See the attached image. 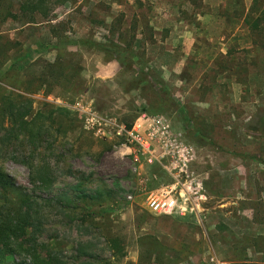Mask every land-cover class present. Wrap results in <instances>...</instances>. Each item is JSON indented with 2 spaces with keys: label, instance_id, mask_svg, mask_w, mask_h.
Returning a JSON list of instances; mask_svg holds the SVG:
<instances>
[{
  "label": "rangeland",
  "instance_id": "obj_1",
  "mask_svg": "<svg viewBox=\"0 0 264 264\" xmlns=\"http://www.w3.org/2000/svg\"><path fill=\"white\" fill-rule=\"evenodd\" d=\"M31 1L0 0V101L22 95L48 132L34 151L0 123V168L36 202L37 252L65 264H264V0H39L41 14L21 9ZM80 104L125 124L161 116L181 131L203 180L198 210L148 211L146 191L170 178L156 167L146 184L131 175L84 128ZM78 184L115 196L59 213L54 202Z\"/></svg>",
  "mask_w": 264,
  "mask_h": 264
},
{
  "label": "built area",
  "instance_id": "obj_2",
  "mask_svg": "<svg viewBox=\"0 0 264 264\" xmlns=\"http://www.w3.org/2000/svg\"><path fill=\"white\" fill-rule=\"evenodd\" d=\"M76 111L87 131L108 141L117 158L127 161L131 175L146 184L149 178L144 170L156 167L170 178L169 184L146 191L144 205L148 211L185 217L198 210L206 196L202 178L192 169L195 153L183 133L166 118L142 113L128 125L102 116L91 105L80 104ZM134 190L125 193L124 199L132 201Z\"/></svg>",
  "mask_w": 264,
  "mask_h": 264
},
{
  "label": "trees",
  "instance_id": "obj_3",
  "mask_svg": "<svg viewBox=\"0 0 264 264\" xmlns=\"http://www.w3.org/2000/svg\"><path fill=\"white\" fill-rule=\"evenodd\" d=\"M24 12H43L42 1H31L21 5ZM260 19H255L252 27L257 29ZM44 75L41 76V79ZM153 83L163 87L164 83L158 78L152 76ZM36 91H41L38 87ZM48 95V94H47ZM59 112H65V108H59ZM0 123L2 129L9 137L18 140L23 137L29 145L37 150L43 142L44 136L48 132L45 128V122L41 126L36 125L31 112V102L22 95H17L16 99L9 96H2L0 101ZM7 123V127L3 126ZM129 125V124H128ZM33 171V166H30ZM38 179L44 188H50L52 181L49 179V166H41L38 171ZM75 195L68 196L64 193L54 202L59 206V213H64L65 209L73 205L74 201L82 203H102L110 202L115 196L114 191L108 188L99 187L95 191L88 193L81 184L74 188ZM67 201L64 205L62 201ZM33 198L26 192L20 191L13 183L12 179L0 168V264H27L24 261H16L15 256L24 255L30 257L28 264H65L59 259V255L46 250L44 257L37 252L36 233L41 229L39 210L34 206ZM52 203V204H54ZM50 204V203H47ZM50 206V205H49ZM160 247V245L155 242ZM164 255L165 253H160Z\"/></svg>",
  "mask_w": 264,
  "mask_h": 264
}]
</instances>
